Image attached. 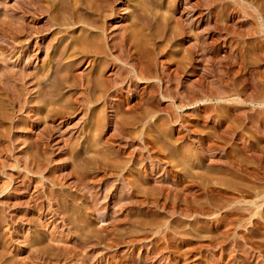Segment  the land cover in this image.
Wrapping results in <instances>:
<instances>
[{
    "label": "rangeland",
    "instance_id": "rangeland-1",
    "mask_svg": "<svg viewBox=\"0 0 264 264\" xmlns=\"http://www.w3.org/2000/svg\"><path fill=\"white\" fill-rule=\"evenodd\" d=\"M75 1L0 0V264H264V0Z\"/></svg>",
    "mask_w": 264,
    "mask_h": 264
},
{
    "label": "bare ground",
    "instance_id": "bare-ground-1",
    "mask_svg": "<svg viewBox=\"0 0 264 264\" xmlns=\"http://www.w3.org/2000/svg\"><path fill=\"white\" fill-rule=\"evenodd\" d=\"M42 1V0H41ZM75 1V0H74ZM95 1V2H94ZM93 2H94V4L93 5H90V4H88L87 3V5H86V12L87 13H89V14H91L92 16L91 17H99V18H97V20H96V18H95V20H94V26L95 27H97L98 26V24H99V22L101 21V20H107V17H109V16H112V15H115L116 13H117V11H119V9H118V7H117V3L115 4V5H113L112 7H109L110 5H109V0H94ZM70 2V1H69ZM68 2V3H69ZM76 2V1H75ZM89 2H91V0L89 1ZM115 2V1H114ZM63 3H65V2H63ZM62 3V4H63ZM72 3V2H71ZM71 3H69V4H71ZM77 3V2H76ZM76 3H72V6H65V4H63V6L61 5H59L61 8H63V10H65V11H70V10H73V12H74V10H77L76 9V6L78 7V5L76 4ZM83 3V2H82ZM107 3H108V5H107ZM113 2H111V4H112ZM44 4V3H43ZM98 4V5H97ZM135 4H137V3H135ZM68 5V4H67ZM58 6V5H57ZM107 6L109 7V8H107ZM47 8V7H46ZM145 9V8H144ZM261 9V8H260ZM85 10V9H84ZM143 10V9H142ZM23 11V10H22ZM255 11V10H254ZM72 12V11H71ZM72 12V13H73ZM77 11H75V13H76ZM85 12V13H86ZM262 12V11H261ZM70 13V12H69ZM75 13H73V18H74V15H76ZM63 14V13H62ZM144 14V13H143ZM65 15L66 16H63V17H65V18H63V19H65V22H62V21H59L60 23H58V24H61V23H63V24H66L67 22V19H68V22H69V18H68V16L67 15H69V14H66V12H65ZM94 15V16H93ZM72 16H70L69 15V17H71V19H72ZM79 15L77 14V16H75V17H78ZM86 16H90V15H86ZM263 16V15H262ZM82 17V16H81ZM84 17V16H83ZM82 17V18H83ZM90 17V18H91ZM135 17V16H134ZM139 17V16H138ZM143 17V16H142ZM59 18V17H58ZM62 18V17H61ZM80 18V17H79ZM264 18V17H263ZM60 20V19H59ZM73 20V19H72ZM82 20V19H81ZM86 21V20H85ZM84 21V22H85ZM176 21V20H175ZM51 22H52V20H51ZM91 22V25H93V23ZM103 22H105V21H103ZM140 22V21H139ZM173 22V21H172ZM56 23V22H55ZM257 23V22H256ZM68 24V23H67ZM102 24V23H101ZM135 24V23H134ZM138 24H135V26H137ZM54 26V25H53ZM255 27V26H254ZM143 28V27H142ZM101 29V28H100ZM139 29H141V28H139ZM174 29V28H173ZM134 30H137V29H134ZM138 31V30H137ZM137 31H134L133 33H131L130 35H126V36H124L123 38H121V40H119V43H118V45L117 44H115L114 46H112V47H114V48H118V49H120L121 48V53L123 52H126V51H129L128 53L130 54V57L132 56V58H134L135 57V59H134V61L135 62H133V63H130V65L133 67V69H132V71H131V69H130V71L132 72V74H131V78L133 77V78H137L138 80H140V81H144V82H147L148 83V86L150 87V89H151V95L153 96V97H155V93H158V92H156V91H159V90H157V89H159L158 88V85H157V82L155 83L154 81H152V78H151V74L150 75H148L146 72V66H145V64H144V58H141L139 55H141V53H139V49H138V46H137V44H135L136 42H134V44L132 43V38L134 37V38H136V36H138L139 35V33L140 32H137ZM172 31V30H171ZM15 32V31H14ZM172 33H175V31H172ZM82 36H84V35H82ZM101 36H103L102 34H101ZM141 36V35H140ZM10 37V36H9ZM86 37V36H85ZM85 37H83V39L85 38ZM107 37V36H106ZM139 37V36H138ZM88 38V37H87ZM89 38H90V35H89ZM86 39L85 38V41L83 40H81L82 41V44L80 45V43H76V41L74 42V44H73V46H72V48L73 49H78V50H76V51H81L80 49L84 46H88L87 48H88V50L90 49V51L91 52H94V53H97V54H100V53H106L105 52V50H107V49H109V50H112V48L110 47V46H107L108 44H106L107 42L105 41V40H103L102 41V39L100 40L99 38H101L100 37V34L98 33V35H97V37L96 38H91V39ZM13 39V38H12ZM80 41V42H81ZM134 41V40H133ZM135 41H137V40H135ZM84 42V43H83ZM204 43V42H203ZM84 44V45H83ZM200 44V43H199ZM110 45V44H109ZM118 46V47H117ZM141 46V45H140ZM160 46V45H159ZM202 46V45H201ZM108 47V48H107ZM199 47V46H198ZM80 48V49H79ZM86 48V47H85ZM86 48V49H87ZM159 48V47H158ZM83 49V48H82ZM201 50L203 49V52H204V49H205V47L203 46L202 48H200ZM75 50H73V51H75ZM85 50V49H84ZM87 50V51H88ZM117 50V49H116ZM108 51V50H107ZM71 52V51H70ZM75 53V52H74ZM127 53V52H126ZM106 54H108V53H106ZM112 54V53H111ZM110 54V55H111ZM260 54V53H259ZM68 55V54H67ZM123 55V54H122ZM128 55V54H127ZM143 56V55H142ZM238 56V55H237ZM129 57V58H130ZM117 58V57H116ZM128 58V57H127ZM119 59V58H118ZM143 59V60H142ZM146 59V58H145ZM133 60V59H132ZM132 60H130V61H132ZM113 61H115V60H113ZM176 62H178V61H176ZM150 63V62H149ZM183 63H185V62H183ZM182 63V61H180V62H178V64H177V66H176V73L177 74H179V73H181V68H183V66H185L186 67V65L185 64H183ZM146 65H149V64H146ZM68 66V65H67ZM100 68V67H99ZM151 68V67H150ZM162 68V67H161ZM67 69V68H66ZM105 71V70H104ZM130 71H129V69H128V72L130 73ZM150 71V70H149ZM182 71H185V70H182ZM99 72V71H98ZM127 72V73H128ZM164 73V72H163ZM167 73H169L168 74V76L170 77V79L172 78V74H171V72L170 71H168ZM166 73V74H167ZM69 74V73H68ZM64 75V74H63ZM67 75V74H66ZM101 75V74H100ZM123 76V75H122ZM121 76V77H122ZM64 77H66L67 78V76H63V78ZM124 77V76H123ZM126 77H127V75H126ZM168 77V78H169ZM130 78V79H131ZM132 78V79H133ZM125 79H127V78H125ZM131 79V81H134V80H132ZM155 79V78H154ZM169 79V80H170ZM175 79V78H174ZM63 80V79H62ZM66 81V80H65ZM156 81V80H155ZM122 82H124V78L122 79ZM10 83V82H9ZM87 83H89V82H87ZM130 83V82H129ZM117 84V83H116ZM256 84H258V83H256ZM58 86V85H57ZM109 86V85H108ZM114 87L116 86L115 84L113 85ZM113 86H111V88L113 87ZM159 86H160V84H159ZM113 87V88H114ZM118 87V86H117ZM106 88V87H105ZM108 88V87H107ZM162 88V87H161ZM55 89V88H54ZM109 89V88H108ZM163 89V88H162ZM107 90V89H106ZM118 89L116 88V91H117ZM119 90H121V89H119ZM161 90V89H160ZM167 91L164 93V90H163V92L162 93H164V94H167V92H168V89H166ZM52 91H54V90H52ZM109 91V90H108ZM162 91V90H161ZM48 92V91H47ZM55 92V91H54ZM53 92V93H54ZM107 92V91H106ZM120 92V91H119ZM160 92V91H159ZM264 92V91H263ZM164 94H162L163 96H164ZM171 94V93H170ZM152 96H151V98H152ZM168 96H170L169 94H168ZM264 96V95H263ZM171 97H173V96H171ZM260 97H262V96H260ZM221 98V97H220ZM194 99V98H193ZM199 99V98H198ZM260 99H262V98H260ZM259 99V100H260ZM141 100V99H140ZM142 100H143V98H142ZM206 100H208V99H206ZM239 100V99H238ZM255 100V99H254ZM263 100H264V98H263ZM16 101V100H15ZM256 101V100H255ZM258 101V100H257ZM261 102H256V103H261V105L262 104H264V101H262V100H260ZM53 102V101H52ZM193 102V101H192ZM46 103V102H45ZM191 103V102H190ZM47 104V103H46ZM43 106V105H42ZM130 107V106H129ZM215 109V108H214ZM132 110V109H131ZM152 113V112H151ZM148 116V115H147ZM150 116V115H149ZM151 116H154V114L153 115H151ZM142 119V118H141ZM101 121V120H100ZM259 121V120H258ZM97 122H99V121H97ZM154 122V121H153ZM159 131V130H158ZM239 134V133H238ZM146 142V141H145ZM89 143V142H88ZM92 143V142H91ZM212 143V142H211ZM208 144H210V143H208ZM212 145V144H211ZM90 146V145H89ZM178 146V145H177ZM210 146V145H209ZM181 147V146H180ZM210 150V149H209ZM182 153V152H181ZM171 160V159H170ZM238 166V165H237ZM249 170V169H248ZM258 171V170H257ZM235 172H237V171H235ZM249 175V174H248ZM254 175V174H253ZM244 176V175H243ZM257 204V203H256ZM250 207V206H249ZM251 208V207H250ZM254 211V210H253ZM252 211V212H253ZM251 212V213H252ZM259 213V212H258ZM257 214V213H256ZM255 214V215H256ZM253 215V214H252ZM263 217H264V215H262ZM257 217H258V214H257ZM250 218V217H249ZM263 219V218H262ZM79 220V219H78ZM250 220V219H249ZM256 220V219H255ZM261 221V220H260ZM257 222H259V221H257ZM256 222V223H257ZM254 223H255V221H254ZM143 224V223H142ZM262 227V226H261ZM260 228V227H259ZM117 242V241H116ZM39 259V258H38ZM42 259V258H41Z\"/></svg>",
    "mask_w": 264,
    "mask_h": 264
}]
</instances>
